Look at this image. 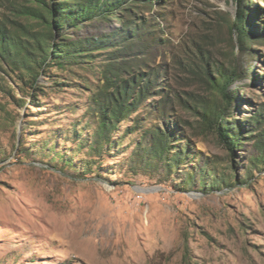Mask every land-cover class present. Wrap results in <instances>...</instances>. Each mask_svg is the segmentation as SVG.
<instances>
[{
	"label": "rangeland",
	"instance_id": "obj_1",
	"mask_svg": "<svg viewBox=\"0 0 264 264\" xmlns=\"http://www.w3.org/2000/svg\"><path fill=\"white\" fill-rule=\"evenodd\" d=\"M19 3L0 0L10 28ZM133 4L119 16L156 23L144 68L165 65L155 87L165 90H153L105 134L90 98L107 51L64 68L36 67L34 80L0 62V264H264V163L250 121L264 107V0L248 3L253 42L243 54L224 19L234 17L236 0ZM121 22L98 19L54 40ZM204 65L212 77L215 65L245 72L231 87L238 101L228 120L244 135L233 156L214 123L203 122L219 102ZM166 90L179 101L164 114ZM157 128L171 133L164 157L151 152Z\"/></svg>",
	"mask_w": 264,
	"mask_h": 264
},
{
	"label": "trees",
	"instance_id": "obj_2",
	"mask_svg": "<svg viewBox=\"0 0 264 264\" xmlns=\"http://www.w3.org/2000/svg\"><path fill=\"white\" fill-rule=\"evenodd\" d=\"M158 1L160 0H22V3L11 6L17 19L14 27L10 28L4 18H0V62L11 69L23 70L22 73L34 80L36 67L55 63L58 68H64L80 63L85 57H90L92 52L107 51L101 86L90 98V111L98 121V130L105 134L117 123L135 113L153 90H165L155 89L165 65L159 64L161 71L156 68L151 71L148 67L144 68L148 58L145 55L149 56L151 41L156 40V23H150L148 18L141 16L137 20H133L131 16L128 20H123L124 18L119 16L128 12V3L135 6L133 3L140 2L142 7L153 8ZM249 2L250 0H236L234 17L224 18L228 21L229 33L236 37L239 54L244 52L243 45L253 42L250 28L253 14L249 10ZM114 16L122 21L121 24L113 27L106 25V29L97 35H64L61 41L54 40L57 33L67 29L78 31L85 23L98 19L109 20ZM21 18L37 22L43 27V32L35 34L36 32L29 30L20 21ZM130 55L133 57L126 58ZM213 69L216 77L210 75L206 65L203 66L201 76L203 74L213 92L219 96V102L203 112V122L214 123L219 141L233 156L235 147L242 144L240 141L244 135H238L236 132L240 130L233 126L235 122L230 123L228 120L232 119V107L238 101L236 91L231 87L244 79L245 72L237 66L224 69L215 65ZM165 93L167 94L163 95L161 105L164 114L168 105L179 101L175 93L169 90ZM250 121L254 125L251 139L260 149L261 161L264 163V107L251 117ZM151 133L154 140L151 146L152 156L164 157V152H168L171 133L167 128L163 131L157 128ZM108 140L105 137L103 145H107ZM95 143L101 147L98 142ZM184 151V148L180 150V156Z\"/></svg>",
	"mask_w": 264,
	"mask_h": 264
}]
</instances>
